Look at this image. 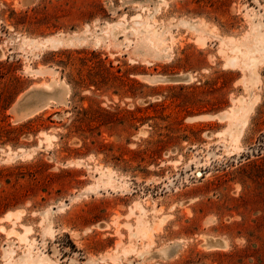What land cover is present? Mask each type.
<instances>
[{"label":"rangeland","instance_id":"1","mask_svg":"<svg viewBox=\"0 0 264 264\" xmlns=\"http://www.w3.org/2000/svg\"><path fill=\"white\" fill-rule=\"evenodd\" d=\"M258 25L264 0H0V264H264Z\"/></svg>","mask_w":264,"mask_h":264},{"label":"bare ground","instance_id":"2","mask_svg":"<svg viewBox=\"0 0 264 264\" xmlns=\"http://www.w3.org/2000/svg\"><path fill=\"white\" fill-rule=\"evenodd\" d=\"M187 24V23H186ZM256 29H258L259 30V25L258 26H256ZM147 31H151L152 30V27H151V25H147V29H146ZM259 38H258V42H260V44H261V46H262V48L263 49H258V50H262V51H264V33L262 32V31H260L259 30V36H258ZM158 39H159V37H157ZM71 39V38H70ZM231 39V38H230ZM72 40V39H71ZM232 40V39H231ZM61 40H60V38H57V37H53V38H50V39H46V41L44 42L45 44L44 45H46V44H48V43H51L52 45L53 44H55L56 42H58V44H59V42H60ZM148 41V40H147ZM146 41V42H147ZM150 42H148V43H151L152 41H153V39L152 38H150V40H149ZM160 42H162V40L160 39L159 40ZM158 41V42H159ZM203 41H205V39L203 40ZM62 42V41H61ZM157 42V43H158ZM50 44V45H51ZM223 44V43H222ZM243 47V46H242ZM257 47V46H256ZM256 47H255V49H256ZM231 49V48H230ZM247 49H248V47H247ZM249 49H250V47H249ZM249 49H248V51H249ZM252 50H253V48H251ZM236 53L237 52H239V53H241V54H243V55H245L247 58L249 57L248 55H249V53L247 52H245L244 50H242L241 49V45H237V46H234V49H233ZM251 51V50H250ZM249 51V52H250ZM253 52V51H252ZM242 55V57H244ZM252 54L250 53V56H251ZM253 57V56H252ZM252 57H251V59H252ZM230 60V62H231V65H236V64H238L239 62H241V60H239V59H241V56L239 57V56H237V54L235 55V56H230V58H229ZM249 59V58H248ZM249 61H252V60H250L249 59ZM240 64V63H239ZM165 78V77H164ZM170 78V77H169ZM169 78H168V80H169ZM171 78H173V77H171ZM170 78V79H171ZM190 78V76L188 75V76H177V77H175L174 78V80H181V79H189ZM160 79V78H159ZM152 80V79H151ZM154 80H157V79H154ZM161 80V79H160ZM166 80H167V77H166ZM172 80V79H171ZM169 83V82H168ZM54 89V88H53ZM50 98H49V102H47V105H49L50 104ZM22 104V103H21ZM23 105V104H22ZM26 105V104H25ZM233 114H236V112L235 113H232V115ZM239 114V113H238ZM203 116V115H202ZM205 116V115H204ZM220 116V115H219ZM238 116V115H237ZM235 117V116H234ZM202 118V117H201ZM231 118H233V117H231ZM193 120V119H192ZM239 138V137H238ZM17 215H19L18 213H16ZM19 217V216H18ZM141 222V221H140ZM147 223V222H146ZM142 225H144V224H142ZM156 225H160V224H155V226ZM150 226V225H149ZM142 227H144V226H142ZM141 227V228H142ZM160 227V226H159ZM158 227V228H159ZM141 228H138V229H141ZM149 229H151V227L149 228ZM139 231V230H138ZM151 232H152V230H151ZM27 234V233H26ZM152 234V233H151ZM149 236V235H148ZM22 237L24 238V236L22 235ZM147 237V236H146ZM222 243V241L221 240H209L208 241V246H217V245H220ZM223 243H225V242H223ZM32 246V245H31ZM131 250V249H130ZM32 257V256H31ZM31 257L29 258V260H31ZM42 258V257H41ZM36 260H38V261H40V262H42L41 260H40V258H35ZM26 260H28V259H26ZM32 260H34V258H32ZM31 260V262H32V264L34 263V261H32ZM44 260H46V258H44ZM24 262V261H23ZM35 262H37V261H35ZM43 263V262H42ZM25 264V263H24ZM36 264V263H35ZM43 264H46V262L45 263H43Z\"/></svg>","mask_w":264,"mask_h":264}]
</instances>
